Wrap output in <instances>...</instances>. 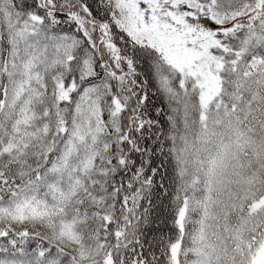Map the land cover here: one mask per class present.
Listing matches in <instances>:
<instances>
[{
	"label": "snow or ice",
	"instance_id": "obj_1",
	"mask_svg": "<svg viewBox=\"0 0 264 264\" xmlns=\"http://www.w3.org/2000/svg\"><path fill=\"white\" fill-rule=\"evenodd\" d=\"M0 264H264V0H0Z\"/></svg>",
	"mask_w": 264,
	"mask_h": 264
}]
</instances>
